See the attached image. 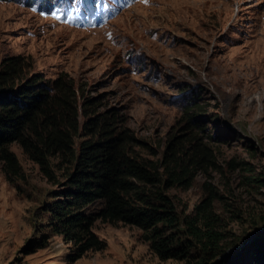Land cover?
Returning a JSON list of instances; mask_svg holds the SVG:
<instances>
[{"label":"rangeland","instance_id":"374dc122","mask_svg":"<svg viewBox=\"0 0 264 264\" xmlns=\"http://www.w3.org/2000/svg\"><path fill=\"white\" fill-rule=\"evenodd\" d=\"M11 57L26 77L66 73L101 111L116 110L144 159L161 161L186 110L201 105L216 167L168 195L186 219L211 185L218 231L235 249L252 243L264 217V0H0V62ZM11 150L23 179L11 183L0 162V264L185 263L161 260L139 228L100 220L104 248L72 262L73 245L52 234L45 211L64 171L49 181L18 144Z\"/></svg>","mask_w":264,"mask_h":264},{"label":"trees","instance_id":"16d2710c","mask_svg":"<svg viewBox=\"0 0 264 264\" xmlns=\"http://www.w3.org/2000/svg\"><path fill=\"white\" fill-rule=\"evenodd\" d=\"M85 94L66 73L46 81L40 74L26 77L22 57L0 62V162L11 183L22 180L11 150L18 144L49 181L58 183L56 172L64 171L65 189L45 211L52 234L73 245L72 262L104 248L93 231L100 220L139 228L163 261L264 264V217L255 224L252 243L235 249L238 240L218 231V195L211 185H204L205 198L186 219L168 195L172 188L190 189L198 173L216 167L214 149L203 137L201 105L186 110L185 127L170 139L162 160L154 161L139 154L137 139L116 110L101 111V99ZM97 203L102 208L96 214L86 213Z\"/></svg>","mask_w":264,"mask_h":264},{"label":"snow or ice","instance_id":"6c2138e0","mask_svg":"<svg viewBox=\"0 0 264 264\" xmlns=\"http://www.w3.org/2000/svg\"><path fill=\"white\" fill-rule=\"evenodd\" d=\"M141 2L147 3V0H141Z\"/></svg>","mask_w":264,"mask_h":264}]
</instances>
